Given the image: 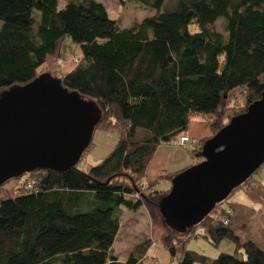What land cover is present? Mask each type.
Here are the masks:
<instances>
[{"label": "trees", "instance_id": "obj_1", "mask_svg": "<svg viewBox=\"0 0 264 264\" xmlns=\"http://www.w3.org/2000/svg\"><path fill=\"white\" fill-rule=\"evenodd\" d=\"M58 1L0 0V95L47 66L63 88L95 104V130L116 133L118 142L86 172L28 174L16 197L0 202V264H144L143 250L125 263L112 254L123 211L146 208L164 222L160 201L185 170L146 180L159 146L177 144L202 118L211 135L189 152L199 163L204 143L261 99L264 0H176L162 12L165 0H135L157 12L126 28L95 0H68L60 10ZM219 20L224 34L214 30ZM66 38L78 46L79 62L57 74ZM237 99L239 111L231 107ZM254 175L239 187L242 198L230 200L234 190L185 234L167 228L188 235L177 247L164 242L170 264H264V180ZM163 180L169 188L157 189ZM192 237L214 246L227 240L235 253L209 259L187 251Z\"/></svg>", "mask_w": 264, "mask_h": 264}, {"label": "water", "instance_id": "obj_2", "mask_svg": "<svg viewBox=\"0 0 264 264\" xmlns=\"http://www.w3.org/2000/svg\"><path fill=\"white\" fill-rule=\"evenodd\" d=\"M101 112L92 101L41 74L0 95V186L36 170L68 172L92 143ZM203 161L176 175L159 204L178 234L199 225L264 165V92L207 140Z\"/></svg>", "mask_w": 264, "mask_h": 264}, {"label": "rangeland", "instance_id": "obj_3", "mask_svg": "<svg viewBox=\"0 0 264 264\" xmlns=\"http://www.w3.org/2000/svg\"><path fill=\"white\" fill-rule=\"evenodd\" d=\"M66 1L68 0L58 1L59 10L64 7ZM95 1L102 3L105 6L109 18L115 21L119 28H126L133 22H139L145 18L154 16L157 12L135 0ZM175 1L176 0H165L161 12L171 8ZM223 29L224 22L219 20L214 25V30L224 34ZM190 30L194 31L195 29L191 27ZM78 57H80L78 46H76L69 38H66L61 48V58L58 63L59 71H57V74L60 72V74L69 72L74 66L73 59ZM47 71V66H44L39 70V73L44 74ZM57 74L53 75L56 77ZM231 107L233 110L239 111L243 107V104L237 99L232 102ZM201 120L202 119L194 118L192 122H202ZM117 142L118 136L116 133L106 132L101 129L95 130L92 139V146L83 154L80 162L77 164V168L86 172L90 167L99 165L113 151ZM158 150L161 152L160 155L171 154L169 155L171 157H175L177 154V157H179V154H183L185 156L184 158H188L191 165L184 170L195 166L198 161V159L189 156V151H187V149L181 148L175 143L161 145ZM201 162L202 161L199 163ZM254 177H260V179L264 180V165L261 167L260 172L257 175H254ZM27 179L28 174H24L21 177L11 179L3 184L0 187V202L15 198L17 190L24 186ZM165 182L166 180L157 183L156 188L163 189V187H168V184ZM240 193V188L236 189L230 200H234V198H242ZM120 224L121 228L113 245L112 254L116 256L121 263H125L131 254L139 257L140 251L143 250L146 252L142 256L144 264H170L172 257L169 250H166L164 242L177 247L182 244L185 239H188V235L180 236L170 233L160 217L151 219L146 208H140L137 212L125 213L121 218ZM190 234L193 235V231L190 232ZM185 250L195 252L209 259H215L220 254H234L235 246L227 240L222 241L218 246H214L202 237H192L186 242ZM176 263L177 261L173 260L172 264Z\"/></svg>", "mask_w": 264, "mask_h": 264}, {"label": "crops", "instance_id": "obj_4", "mask_svg": "<svg viewBox=\"0 0 264 264\" xmlns=\"http://www.w3.org/2000/svg\"><path fill=\"white\" fill-rule=\"evenodd\" d=\"M199 119H202V118H199ZM192 120L190 121L187 134L191 138V142H193V144L196 147L198 142H200L203 139L209 138L211 135V132H210V129H209V126L206 120L202 119L201 120L202 122H192ZM160 153L161 152H159V150L157 149L156 154L154 155L151 162L149 163V166L147 167L145 176H146V180L148 181L156 180L162 174H168L170 176H173L176 173L191 166L188 158H184L185 156L183 154H179V157H177L178 154L175 155V157H171L169 156L171 154L160 155ZM165 183L168 184V187H163V189H159V190H167L169 188V182L166 181ZM125 213H131V212L123 211V215ZM120 228H121V224H120Z\"/></svg>", "mask_w": 264, "mask_h": 264}, {"label": "built area", "instance_id": "obj_5", "mask_svg": "<svg viewBox=\"0 0 264 264\" xmlns=\"http://www.w3.org/2000/svg\"><path fill=\"white\" fill-rule=\"evenodd\" d=\"M79 62V58H74L73 59V64H77ZM177 144L179 147L187 149V151L192 152L196 149V147L194 146V144L191 142V139L189 138V136L187 134L181 136L178 140H177ZM35 185V182L32 180H28L26 182V187L27 188H32Z\"/></svg>", "mask_w": 264, "mask_h": 264}]
</instances>
